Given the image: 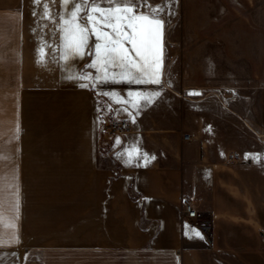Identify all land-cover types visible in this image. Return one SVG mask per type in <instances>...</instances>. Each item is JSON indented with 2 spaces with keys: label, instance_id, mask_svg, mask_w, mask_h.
<instances>
[{
  "label": "crops",
  "instance_id": "crops-1",
  "mask_svg": "<svg viewBox=\"0 0 264 264\" xmlns=\"http://www.w3.org/2000/svg\"><path fill=\"white\" fill-rule=\"evenodd\" d=\"M185 7L186 0H171L172 14L166 9L161 17L160 85L102 83L67 78L99 73L86 67L91 63L87 54L69 62L60 59L57 23L65 13L60 0L49 3L55 23L40 19L43 7L33 0H0V15L15 20L10 29L16 33L5 44L21 79L18 86L23 90L17 92L40 95L32 108L36 128L41 129L44 112L48 122L42 126L62 128L55 134L39 129L34 139L56 146L25 151L11 167L19 174H33L35 237L54 236L42 232L46 229L41 222L50 224L51 231L52 222L73 219L72 174H80L83 264L85 255L91 259L86 264H264V87H256L261 95L256 115L243 87L190 86L185 73L183 84H174L168 42ZM45 43L51 47H44L45 58L38 63V49ZM91 50L90 43L85 52ZM187 90L200 94L189 95ZM130 92L160 95L134 108ZM111 117L127 119L131 131L102 138L101 123ZM133 147L139 152L126 163V150ZM231 154H237L232 163ZM246 154H259V159H246ZM184 201L211 218L213 246L208 235L183 216ZM62 230L65 237L72 235L71 227Z\"/></svg>",
  "mask_w": 264,
  "mask_h": 264
},
{
  "label": "rangeland",
  "instance_id": "rangeland-1",
  "mask_svg": "<svg viewBox=\"0 0 264 264\" xmlns=\"http://www.w3.org/2000/svg\"><path fill=\"white\" fill-rule=\"evenodd\" d=\"M185 9L178 17V29L173 31L168 42L174 84L180 86L181 76L185 73L184 82L190 86L243 87L257 115L261 95L256 92V87H264V0H186ZM11 23L15 25L13 18L0 15V217L3 218L0 221V241L5 242L0 244V264H83L80 174H72L73 219L52 222L51 231L48 230L50 224L41 222L42 229H46L42 232L54 236L35 237L32 231L35 209L32 203V194L35 193L33 174H19L16 167H11L20 160L17 155L41 149V145L48 148L57 144L34 139L37 135L34 133H40V126H34L32 108L40 95L17 92L23 87L18 86L21 79L16 77V63L9 60L8 45L5 44L10 35L16 33L15 29H10ZM190 92L186 91L187 94ZM237 96L240 98V94ZM42 114L45 117L40 120V131L59 133L61 127L57 125L42 126L48 122L47 113ZM56 117L54 112L51 118ZM106 121L101 123L102 138L123 136L105 135L103 126ZM154 148L159 149L160 145ZM65 227L72 228V235L68 234L70 237L64 236L62 229ZM87 261L91 262V259L85 255V264Z\"/></svg>",
  "mask_w": 264,
  "mask_h": 264
},
{
  "label": "snow or ice",
  "instance_id": "snow-or-ice-1",
  "mask_svg": "<svg viewBox=\"0 0 264 264\" xmlns=\"http://www.w3.org/2000/svg\"><path fill=\"white\" fill-rule=\"evenodd\" d=\"M50 2L55 0H33L36 6L43 7L40 19L55 23L49 8ZM60 4L65 9L57 23L60 44L56 50L61 53L60 59L69 62L75 58H83L87 54L91 57V63L86 67L94 68L99 73L95 77L85 74L69 76L68 79H95L102 83L111 80L130 84H161L165 24L161 17L166 9L169 15L172 14L171 0H164L163 4L155 6L151 5L149 0H60ZM90 43L92 50L86 53L85 50L89 48ZM44 47L51 46L45 43L38 49L40 56L38 63H42L45 58ZM112 69L120 71H111ZM80 86L88 87L87 84ZM159 95V92L129 93L133 98L134 108H137L141 101L153 103L154 98ZM116 143H120L119 138L116 139ZM126 151L128 156L126 163H131L139 149L133 147ZM144 155L146 158L147 154ZM250 155L253 159H259V154H246L245 158H249ZM2 219L0 217V221ZM187 227L194 235H199L191 226ZM3 243L5 242L0 241V244Z\"/></svg>",
  "mask_w": 264,
  "mask_h": 264
},
{
  "label": "built area",
  "instance_id": "built-area-1",
  "mask_svg": "<svg viewBox=\"0 0 264 264\" xmlns=\"http://www.w3.org/2000/svg\"><path fill=\"white\" fill-rule=\"evenodd\" d=\"M105 135H125L131 131L129 121L121 117H113L108 119L104 124ZM190 138L189 136L185 137ZM237 158V154H231L229 161L232 163ZM182 213L185 219L191 222L196 228L204 231L209 237V245H214L213 240V223L208 214L195 206L193 202H182Z\"/></svg>",
  "mask_w": 264,
  "mask_h": 264
}]
</instances>
